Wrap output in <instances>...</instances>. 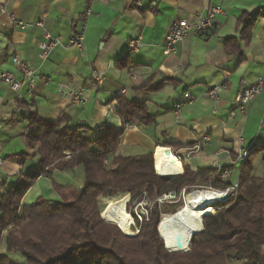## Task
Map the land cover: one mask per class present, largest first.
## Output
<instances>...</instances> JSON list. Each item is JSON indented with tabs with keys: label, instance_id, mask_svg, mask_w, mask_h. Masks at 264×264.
<instances>
[{
	"label": "crops",
	"instance_id": "0c3cea01",
	"mask_svg": "<svg viewBox=\"0 0 264 264\" xmlns=\"http://www.w3.org/2000/svg\"><path fill=\"white\" fill-rule=\"evenodd\" d=\"M212 5L223 8L213 26L203 33L190 32L173 53L167 52L163 41L171 24L194 22ZM263 6L264 0H0V69L18 75L11 62L16 55L36 73L50 77L49 83L37 80L31 91L23 87L19 93L0 81V197L17 183L20 174L38 163V155L25 141L26 116L31 111L43 120L64 115L70 126L85 127L83 137L93 140L107 126L121 127L119 96L145 101L155 122L126 126L116 154L153 153L162 146L179 157L182 167L193 171L211 169L213 176L228 168L233 184L239 174L238 151L255 148L250 157L251 176H262L264 90L244 113L234 110L230 115V111L240 81L252 83L264 77V16L256 20L249 41L242 42L240 54L227 53L224 40L238 35L235 23L241 11L254 12ZM87 7L91 14L84 23L85 46L80 51L68 42L82 27ZM11 17L26 27L14 25ZM37 21L43 26H36ZM43 29L60 41L45 59L38 49ZM134 38L140 41L136 51L128 48ZM122 59L128 65L119 68L116 64ZM92 72L101 75L100 85L90 79ZM212 86H222L217 101L205 95ZM65 89L83 90L86 102L71 103L61 93ZM185 92L192 101L175 112L174 105ZM196 143L199 149L189 151ZM48 179L39 176L21 205L39 196L50 199L42 187ZM0 255L25 264L15 253H6L3 243Z\"/></svg>",
	"mask_w": 264,
	"mask_h": 264
},
{
	"label": "trees",
	"instance_id": "16d2710c",
	"mask_svg": "<svg viewBox=\"0 0 264 264\" xmlns=\"http://www.w3.org/2000/svg\"><path fill=\"white\" fill-rule=\"evenodd\" d=\"M262 16L264 6L254 12L241 11L235 23L238 35L225 38V51L240 54L242 42L249 41L252 27ZM127 65L124 59L116 64L119 68ZM118 101L121 127L107 126L106 132L93 140L83 137L85 127L70 126L64 115L43 120L33 110L26 116L29 131L25 141L39 160L0 197V231L10 226L6 251L19 253L26 264H264V174L251 176L250 157L255 148L240 162L237 188L215 212L213 208L203 217L204 228L192 236L188 252L164 249L157 233L160 216L156 202L148 207L135 235H126L101 218L98 197L106 191L135 197L144 190L147 198L153 199L166 191L179 195L182 189L195 185L219 190L232 186L229 179H220V171L212 176L211 169L193 171L186 165L181 174L162 178L154 172L152 152L116 154L127 123L155 122L145 101L124 96ZM78 166L84 174L81 187L54 184L59 200L39 196L31 204L21 205L39 176L50 177L54 170ZM0 264L16 263L0 255Z\"/></svg>",
	"mask_w": 264,
	"mask_h": 264
},
{
	"label": "built area",
	"instance_id": "2783aa9c",
	"mask_svg": "<svg viewBox=\"0 0 264 264\" xmlns=\"http://www.w3.org/2000/svg\"><path fill=\"white\" fill-rule=\"evenodd\" d=\"M222 13H223L222 6L212 5L206 9L203 15H198L194 22H185V21L173 22L164 37L163 47L166 49L167 52L173 53L176 49L177 43L182 41L187 34H189L190 32H193L196 34L203 33L204 31H206L207 29L213 26L215 17ZM90 14H91L90 7H87L83 13L82 27L72 34L68 42V45L74 46L80 51L83 50L85 46L83 29L85 25L84 23ZM10 20L14 25L22 29L26 27L25 23L17 20L15 17H11ZM35 25L40 26V27L43 26L41 21L35 22ZM139 43H140L139 38L130 39L128 42L129 50L136 51L139 46ZM59 44H60L59 39L54 37L49 31L43 29V38L38 43L39 56L42 59L47 58L48 55ZM11 62L14 65L18 75L14 72L0 69V81L4 84L9 85L15 92L19 93V91L23 87H27V90L31 91L37 80H42L46 84L50 82L49 76L45 74L36 73L18 56L14 55L11 58ZM90 79L96 82L98 85H100L102 81L101 75L96 72L91 73ZM221 89H222V86H212L207 89L205 95L208 99L217 101L219 99V93ZM263 90H264V77H259L256 81L252 83H247L241 80L235 92V95L232 99V106H231L232 110L230 111V115H232L234 110H237L240 113H244L247 110L250 101L256 95L261 93ZM61 93L66 98H68L70 102L73 104H84L87 99L83 90L65 89ZM191 101H192L191 95L188 92L183 93V97L181 101L177 102L174 105V111L175 112L180 111L186 104L190 103ZM129 125L130 123L126 124V126H129ZM204 139H207V137H204ZM199 147H200L199 143H196L192 145L191 147H189L188 150L189 151L197 150L199 149ZM249 150L250 149H240L237 153L236 161H239V162L244 161L249 153ZM175 156L179 159L177 155ZM1 164H2V159L0 157V165ZM153 168H154L155 174L158 175L156 173L154 161H153ZM174 176L176 175H172L170 176V178ZM229 176H230V170L228 168H223L220 170L219 177L221 180H226L228 179ZM237 186H238V181L233 183L231 187L226 188L224 190L214 189L211 186H199V185L191 186L190 188L214 189V190L222 191V193L227 192L229 195V192L234 191L237 188ZM186 190H187L186 188L182 189L179 195L176 193V191H166L153 199H148L146 192L144 190H142L135 197H132L130 193H126V195L128 196V201L126 203V210L133 219L132 224L135 223L134 222L135 220L136 222H141L142 218L148 213V207H151L155 202L159 205L161 203L162 204L166 203L170 199H175L178 196L184 197V193ZM236 194L237 193H235V195ZM133 198L134 200H132ZM104 202L105 200L103 199L101 202H98V205ZM130 202L132 203L130 204ZM143 206H148V207H143ZM99 211H100V208H99ZM122 232L126 234L124 231ZM136 232H138V230ZM126 235H129V234H126Z\"/></svg>",
	"mask_w": 264,
	"mask_h": 264
},
{
	"label": "bare ground",
	"instance_id": "6f19581e",
	"mask_svg": "<svg viewBox=\"0 0 264 264\" xmlns=\"http://www.w3.org/2000/svg\"><path fill=\"white\" fill-rule=\"evenodd\" d=\"M156 173L160 176H172L182 173L180 160L162 146L153 151ZM222 191L214 189L190 188L184 193V203L172 213H164L159 221V233L169 251H188L192 235L202 231L204 215L212 213L211 204L221 201ZM128 196L116 200H107L99 205L103 218L117 219L119 226L126 225L129 219L125 209ZM112 222V221H111ZM128 225V224H127ZM120 227V226H119ZM120 229L124 231L121 227ZM131 234L128 229L124 231Z\"/></svg>",
	"mask_w": 264,
	"mask_h": 264
},
{
	"label": "rangeland",
	"instance_id": "374dc122",
	"mask_svg": "<svg viewBox=\"0 0 264 264\" xmlns=\"http://www.w3.org/2000/svg\"><path fill=\"white\" fill-rule=\"evenodd\" d=\"M67 154V153H66ZM249 154V153H248ZM248 156V155H247ZM246 159V158H245ZM235 177L232 178V180H235L234 179ZM83 181H84V174H83V169L81 166L79 167H75L74 169H72L71 171H66V170H63V171H60V170H54L51 174V176L49 177L48 180H45L43 182V189L45 190V193L44 195L47 197V198H50V199H57L59 200L60 199V195L58 194L57 190L55 189L54 187V184H58V185H61V186H69V187H74V188H79L82 186L83 184ZM33 185V184H32ZM126 195V193H110L108 191L102 193L99 195L98 197V200L99 202H101L103 199L105 201H109V200H116V199H119L121 198L122 196ZM134 200V198L132 199ZM225 199H222L221 201H216L214 203L211 204V208H212V211H213V208H214V212H215V208L216 206L219 204V203H222ZM126 203L125 202V207H126ZM132 202H130L131 204ZM184 203V197L182 196H178L177 198L175 199H170L168 200L166 203H161L159 204V207H158V210H159V216L161 217L162 214L164 213H172L174 211H176L179 207L182 206V204ZM143 207H148V206H143ZM142 208V207H141ZM126 211V209H125ZM101 212L99 211V214ZM127 213V211H126ZM128 215V213H127ZM100 216L103 217V215L101 214ZM129 216V220L128 221V225H121L120 222H119V226L125 231L126 229H128V232H130L131 234L129 235H135L139 232V229H140V223L141 222H136V220L134 221L135 223L132 224V217L130 215ZM101 217V218H102ZM159 217V218H160ZM104 219L105 221H107L108 223L110 224H113L115 226H117L119 229L120 227L116 224L118 222L117 219H114L112 217H109V218H102ZM112 221V222H111ZM202 227H203V223H202ZM204 228V227H203ZM10 229V226H7L4 230H1L0 231V244L3 243L5 245V236L7 234V231ZM121 230V229H120ZM138 230V232H136ZM158 233V232H157ZM158 236L159 238L161 239L162 243H163V247H164V241L162 240L161 236L159 235L158 233ZM165 249V247H164ZM166 250V249H165ZM190 250V246H189V249L188 251ZM167 251V250H166ZM187 251V252H188ZM5 252L6 253H15L16 254V258H20L22 260H24L22 258V256L19 254V253H16V252H7L6 251V248H5ZM169 252V251H168ZM176 252H181V251H176ZM6 256V255H5ZM25 262V261H24ZM16 264H19L18 262H16ZM26 264V263H25ZM229 264H242V262H231Z\"/></svg>",
	"mask_w": 264,
	"mask_h": 264
},
{
	"label": "water",
	"instance_id": "95a60500",
	"mask_svg": "<svg viewBox=\"0 0 264 264\" xmlns=\"http://www.w3.org/2000/svg\"><path fill=\"white\" fill-rule=\"evenodd\" d=\"M168 152H170L169 150H168ZM153 161H154V157H153ZM160 177H162V178H170V176H160ZM228 197V193L227 192H225V193H223V199H226ZM206 215H208V214H206ZM206 215H204V216H206ZM160 221V220H159ZM202 230H203V227H202ZM157 232L159 233V222H158V224H157ZM200 233V232H199ZM196 234H198V233H195L194 235H196ZM159 235H160V233H159ZM194 235H192V236H194ZM192 238V237H191ZM191 242V241H190ZM164 247H165V244H164ZM165 249L167 250V251H169L166 247H165ZM169 252H176V251H169ZM181 252H187V251H181Z\"/></svg>",
	"mask_w": 264,
	"mask_h": 264
}]
</instances>
